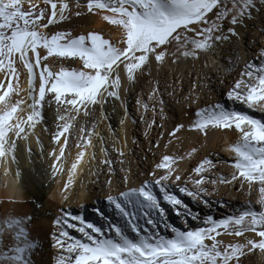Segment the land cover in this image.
<instances>
[{"label":"snow or ice","instance_id":"1","mask_svg":"<svg viewBox=\"0 0 264 264\" xmlns=\"http://www.w3.org/2000/svg\"><path fill=\"white\" fill-rule=\"evenodd\" d=\"M75 7H86L87 12L102 15L104 21L120 31V39L113 41L98 32L77 36L71 31L50 33L52 26L73 15L71 0H0V167L4 175L11 171L10 164H18V141L29 139L44 119L45 105L56 104L61 122L53 135L57 147L50 153L56 175L63 168L72 130L81 115L87 117L97 107L102 110L110 99L121 100L122 72L128 81L135 82L138 74L151 75L152 61L163 65L169 59L176 63L181 58L199 59L202 53L214 52L232 37L239 39L237 26H246L245 21L254 12L264 10V0H86L85 5L75 0ZM74 14L80 16L82 12ZM226 23L230 25L227 28ZM50 58H56L61 66L54 69L48 63ZM66 60L79 62L80 67H64ZM257 60L259 63L245 65L228 97L264 112V50ZM21 68L28 77L26 99L19 98ZM159 91L157 82L149 100L157 97L163 105V99L157 95ZM143 108L147 112L149 104L145 103ZM151 110L156 111L154 104ZM197 117L191 128L205 135L209 127L238 132L239 138L228 149L234 155L235 172L231 180L221 177L220 182L231 183L239 178L248 183L249 189L258 184L260 210L249 207L238 215L219 220L208 216L202 221L204 226L196 228H187L185 219L186 230L168 224L163 202L183 217L194 221L200 217L166 183L173 178L181 180L173 165L183 157L165 155L156 165L157 169L165 170L159 178L145 180L138 188L107 197L128 218L135 238L124 228L111 224L109 228L114 233L108 235L102 227L86 222L82 216L65 212L55 221L59 233L54 235V246L61 250L56 264H233V261L239 264L245 249L264 252V120L222 104L199 110ZM183 127L178 125L169 135L175 137ZM77 131L80 135L75 137L74 147L79 151L71 163L65 191L88 148L93 147V136L104 140L95 125L90 129L78 127ZM101 151L107 154V148ZM117 151L124 155L122 150ZM92 158L95 159V152ZM102 163L112 171L111 160L105 159ZM213 167L210 159L200 162L194 169L198 177L194 180L197 191L187 187H180L179 191L194 198L207 193L208 189L200 186L206 179L203 173ZM150 175L155 177L156 173ZM123 180L127 183L128 176ZM138 213L143 214L152 230L141 228L136 222ZM30 220L31 217L12 215L0 218V264H33L32 256L39 243L30 235ZM70 221H79L80 226ZM161 221L170 229L171 236L159 233ZM68 229H76L81 237L71 236ZM246 233L255 235L249 238ZM224 235L244 237V242L225 243L221 239Z\"/></svg>","mask_w":264,"mask_h":264},{"label":"bare ground","instance_id":"2","mask_svg":"<svg viewBox=\"0 0 264 264\" xmlns=\"http://www.w3.org/2000/svg\"><path fill=\"white\" fill-rule=\"evenodd\" d=\"M80 3L81 5H85L86 0H80ZM71 4L73 12L71 18L52 26L48 30L50 33H55L56 31H71L73 36H77L80 34H87L88 32H98L105 38L113 41L120 39V31L115 26L104 21L102 15L89 13L87 12L86 7L77 9L75 7V0H71ZM41 6L43 7V5ZM76 11L82 12V15L76 16L74 14ZM245 25L246 26L243 27L237 26V31L240 33L239 39L232 37L231 41L221 43L214 52L200 55L199 59L181 58L176 63H173L172 60L169 59L163 65H157L155 61H152L151 68L149 69L151 75L149 77H152L155 82V86L153 85L154 88L157 87L158 82L160 91L157 95L163 99V105L159 103L157 97H153L152 100H149V95L154 88L149 87V84L151 85L152 83H148V80L146 79L148 75L146 72L143 75L138 74L135 82L128 81L125 74L122 72V87L120 90L121 100L110 99L108 103L103 106L102 110L97 107V117L99 116L101 122H103L101 124V131H103V137L107 142L106 148L110 158H108V154L106 155L105 153H103L104 155L102 156L101 148L105 147H103L101 140L97 139L96 136H93V147L88 148L76 173L72 175L73 182L68 186L66 191L65 184L69 179L70 166L71 163L75 161L76 155L79 151V149L74 147L76 143L75 137L80 135L77 128L86 127L90 129L95 124V119H97V110L92 112L88 117L81 115L78 119L77 127L72 130L73 138L69 140V148L66 149L63 168L54 175L52 167L53 158L50 156V153L57 147L53 142V135L57 131L58 124L61 122L58 120L59 113L56 104L53 103L50 106L45 105L43 109L44 119L37 125L29 139L27 141H18L16 152L18 164H10L11 171L8 175H4V169L0 167V218L9 215L31 217V220L28 221L30 235L39 243L38 249L35 250L32 256L33 264H56L57 257L61 252L58 246H54V232L58 229L55 221L59 215L63 216L65 212H70L73 215V211H75L77 215L83 217L84 210H81L79 214V208L86 204L88 206L93 205L95 208L91 209L94 215L92 214L88 216H94V218H96V215H100V218H104V216L101 215L102 212L100 211V207L103 204L102 200L107 194L105 192V187L108 186L105 185V182L108 178L107 172H110L108 171L109 165H105V169L101 167V165L104 164L102 161L105 159L111 160L112 169L113 165H115L113 159L119 155L117 149H120L123 152L128 151L132 155L133 146L137 143L140 132H145V125L142 122L141 125L137 124L129 113L131 111L130 105L135 99L138 97L141 98L140 101H143L144 98L147 99L144 104H149V109L147 112L144 110V112L146 119L149 117V120L151 121L159 119L160 109H163L161 112L162 120H159V122L163 124V130L160 131L158 120L155 121L154 124V133H157V135H155H159L160 138L161 136H164L166 128H175L181 121H186L188 119L189 115H187V118L184 115L189 113L187 107L193 104L187 103L185 100L192 95H189V93L193 88L196 89H193L194 92H197V90L199 92V101L201 102L202 107H207V105L211 103L214 105L223 104L227 101V98H229L228 92L233 89L235 83L241 78V72L244 70L246 63L253 62L254 60L259 63L257 57L260 55L261 51L264 50V10L254 12L253 17L245 21ZM43 52L44 50H41L42 55ZM48 63L54 69H58L61 66L56 58H50ZM63 66L79 68L80 64L79 62L66 60L63 62ZM20 72L21 76L19 84L22 91L19 98L26 99L28 77L26 70L23 68L20 69ZM170 73H173V77L177 75L178 77L180 75L185 77L184 81L186 80V82L183 84L184 92L180 94V96H174L175 94L172 93V96L169 95L170 93L168 95L166 94V92H168L166 91L167 85H165L166 83L164 84L166 86L164 89L161 78ZM171 75L172 74L169 76ZM193 78H195L196 83H198L199 80L202 84H200L201 86L197 84L199 86L198 89L195 88L196 86L192 87L190 80H193ZM137 93L139 94L138 96ZM13 98L15 99L17 97L13 96ZM177 100L179 101L178 103ZM121 101L123 103H121ZM114 102H116L115 107L112 106ZM153 104L156 108L155 112L151 110ZM126 111L127 115H125ZM255 111L260 115L264 114V112H261L258 108H255ZM122 121L123 123H121ZM186 129H188V127ZM211 129L212 131L208 132L209 134L207 133L208 136L204 135L206 139L202 137L198 138L200 133L203 134L198 130H191L192 132H190V136L186 132H182V138L184 140L183 143H181V149L184 157L182 159V165L180 164V166H177V171L181 169L184 174L190 165L191 167L188 170L194 176L193 173L195 172H193V166L198 162L197 160L208 155V153H214L216 151L217 155H214L213 157L216 161L214 165L223 171L226 176L224 178L231 180V177L235 172V169L232 167L234 163V155L228 149L231 144L237 141L239 134L233 130ZM149 131H151V127L149 128ZM97 132L100 133V128H98ZM37 137L39 138V143L37 142ZM157 140L155 139L156 142ZM28 148H31V152L28 151ZM193 149H196V151L193 152ZM93 152H95V159L92 158ZM154 156L155 155H150L148 163L151 164L152 160L154 161ZM117 159L119 158L117 157ZM147 164L144 165L143 169H146V166H149ZM17 172H19L18 176L16 175ZM192 175V179L187 178V175L182 176L181 180L183 181L180 183V187H187L189 190H193L194 188L191 187V181L193 180L194 182L195 179L193 178L195 177L197 179L198 177H193ZM207 175L208 174L205 175L206 179L204 184L200 187L207 188L208 191L207 193H200L199 196L196 197L198 199L196 203H193L191 196L179 191L184 200L188 201L190 199V202L188 201V203L194 205L196 209H198L197 211L203 213L205 216L203 218L212 216L215 219L216 217L222 219V216L225 218L229 216V214L238 215L244 211L240 207H243L245 200L246 202H251L249 207L255 210H260L261 206L258 203L260 199L258 184H253L251 189H249L248 183L242 179L238 178L231 183H221L217 178H210L209 180ZM211 175H213V173ZM111 177H114L115 180L113 185L118 186L117 183L119 181L121 182L123 174L115 171V174H113V176L111 175ZM111 177L109 176L110 179ZM109 178L108 181H111L112 179L109 180ZM213 180L216 181L215 184L212 183ZM139 185H141V183ZM234 186L240 189V194H238V199L240 200L238 202L233 200L237 197L232 195V189ZM136 187L138 188L139 186ZM193 187H195L194 184ZM112 190L114 191V189ZM122 190H124V188L121 190L118 189V191ZM114 192H112L113 195ZM108 193L110 194L111 190L110 192L108 191ZM109 194L107 195L109 196ZM65 197H67V199H65ZM205 201H207V203H205ZM230 201L234 202L232 203ZM226 202L228 203V207L225 206ZM238 205H240L239 209ZM220 209L224 210V212H221ZM229 210L232 211L229 213ZM176 215L179 216L177 212ZM84 220L90 223L89 220H86L85 218ZM184 220L185 218H183V221ZM69 234L78 238L71 233ZM249 234L252 237L255 235L253 233ZM233 264H236V262L233 261ZM239 264H264V252H261L259 249L248 252L247 249H245V254L239 257Z\"/></svg>","mask_w":264,"mask_h":264},{"label":"rangeland","instance_id":"3","mask_svg":"<svg viewBox=\"0 0 264 264\" xmlns=\"http://www.w3.org/2000/svg\"><path fill=\"white\" fill-rule=\"evenodd\" d=\"M230 25H228L227 23H226V25H225V28H227V27H229ZM233 38H235V39H237L236 37H233ZM219 47V46H218ZM217 47V48H218ZM216 48V49H217ZM201 55H203V53L201 54ZM238 57V56H237ZM171 60V59H170ZM253 63H257V61L256 60H254L253 61ZM246 64H248V63H246ZM146 74H147V72H146ZM170 74H172L171 76L173 77V73H170ZM170 74H168V75H164L163 76V78H161V80H162V82H163V85L165 84V85H167V87L164 85V89H165V87H166V91H168V92H166V94L168 95L169 93V95H171V93L172 94H175L174 96H176V95H179L180 96V94H182L183 92H184V85L183 84H185L184 82H186V80L184 81V78L185 77H183V76H179L178 77V75L177 76H174L173 78L171 77V76H169ZM148 75V74H147ZM150 75H148V77H146V79L148 80V83H152L151 85L149 84V87L150 88H154V86H155V82L153 81V79H152V77H149ZM151 79V82H150V79ZM171 78H172V80H171ZM146 80V81H147ZM165 80V81H164ZM194 80V81H193ZM193 80L191 79L190 80V82L192 83V87H195V88H199V86H201L202 84H201V82L198 80V83H196L195 82V78H193ZM200 82V83H199ZM179 83V84H178ZM199 86H198V85ZM201 84V85H200ZM154 85V86H153ZM201 88V87H200ZM169 89V90H168ZM183 89V90H182ZM194 89V88H193ZM191 90V92L189 93V95L190 94H192V95H190L185 101L187 102V103H192L193 105H191V106H189V107H187V111L189 112V113H186L184 116H186V118H187V115H189L188 116V119L186 120V121H181L180 122V124L179 125H184V127H183V129H181L180 131L181 132H178L177 134H176V136H178V137H173L172 138V136H170L169 134L177 127V125H176V127L174 128H166V131H165V133H164V136L162 137L161 136V138L159 137V135L158 136H156L157 135V133H154L155 132V129H154V124H152L151 122V120H149V117H147V119H146V117H145V112H144V108H143V105H144V102L147 100V99H145L144 98V100L143 101H140L141 100V98H137V99H135L134 100V102H132V104L130 105V108H131V111L129 112L130 114H131V116H132V118L134 119V121L135 122H137V124H139V125H141V122L145 125V128H144V130H145V132L143 131V132H140V134H139V137H138V141H137V143H135L134 144V146H133V151H132V155H134V156H132L128 151H124L123 153H124V155L123 156H121V155H118L117 157L119 158V159H117V157H115L114 159H113V162H114V164L115 165H113V167H112V171H109V169H108V171L110 172V173H108L107 172V177L109 178V176L111 177V175L113 176V174H115V171L116 172H120V174H123V178L125 177V176H128V181H127V183H125L124 182V180H123V178L121 179V182L119 181L117 184H118V186H115V185H113L114 184V177L112 178L111 177V179L109 178V180H111L112 181V183L111 184H109V183H107L108 182V178L106 179V182H105V185L106 186H108V187H105L106 188V190H105V192L107 193V194H109L108 193V191L110 192V190H111V193L109 194V195H113V193L112 192H114V191H116V192H114V195L113 196H118L119 195V192H122V191H128L129 190V188L131 189V188H134V186H135V188H137L136 186H141L143 183H144V181L145 180H150V181H154L155 179H157V178H159V176L160 175H162V174H164V172H165V170L164 169H157L156 168V165L157 164H159V163H161L162 161H163V157L165 156V155H169V156H173V157H176V158H179V157H184V155H183V151H182V149H181V143H183V136H182V134L184 133V132H186L188 135L190 134V132H192L191 130H193L192 128H191V126L193 125V123L198 119V117H197V112L199 111V110H201V109H205V108H208V107H210V106H213L214 104H209V105H207V107H202L201 106V102L199 101V92H198V90H197V92L195 93L194 92V90H196V89H194V90ZM171 90V91H170ZM195 93V94H194ZM139 94L137 93V96H138ZM172 96V95H171ZM197 97V98H196ZM194 98V99H193ZM137 101H140V103L138 104L137 103ZM189 101H191V102H189ZM142 102V103H141ZM179 101L177 100V103H178ZM199 102V103H198ZM115 103L116 102H114L113 104H112V106H114L115 107ZM196 105V106H195ZM199 105V106H198ZM222 105H224L226 108H229V109H235V110H237V111H243V112H247L249 115H252V116H254L255 118H257V119H262V120H264V114H262V115H260V114H258L256 111H255V109H251V108H248V106L247 105H244V104H242V103H240V102H237V101H234V100H232V99H230V98H227V101L225 102V103H223ZM111 106V107H112ZM206 106V105H205ZM133 108V109H132ZM91 110V109H90ZM96 110H97V108H96ZM97 114H98V110L96 111V118L98 119H95V126H96V131L98 130V128H100V133H101V135L102 136H104V134H102V132L103 131H101V124L103 123V122H101V119H100V117L98 116L97 117ZM161 111H160V118L159 119H155V121H157L158 120V122H159V120H162V118H161ZM88 117V116H87ZM100 119V120H99ZM97 122V123H96ZM99 122V123H98ZM100 125V126H99ZM149 125H151V131H149ZM162 126H163V124H161L160 122H159V128H160V131L161 130H163V128H162ZM149 127V128H148ZM188 127V129H186ZM212 127H209L208 129H207V133L208 132H211L212 131V129H211ZM209 129H210V131H209ZM184 130V131H183ZM187 131H189V132H187ZM194 131V130H193ZM168 132V133H167ZM183 132V133H182ZM201 132V131H200ZM203 133V132H202ZM142 134V135H141ZM145 134V135H144ZM156 134V135H155ZM209 134V133H208ZM208 134H199V136H198V138H200V137H202V138H204V139H206L205 137H204V135L205 136H208ZM186 135V134H185ZM187 135V136H188ZM149 136V137H148ZM156 136V137H155ZM190 136V135H189ZM175 138H177V139H175ZM182 138V139H181ZM155 139L157 140V142L159 143V147H156L155 145H157V142L155 141ZM164 139V140H163ZM169 140H171V143H169ZM174 140V141H173ZM178 141V142H177ZM147 142V143H146ZM151 142V143H150ZM168 142V143H167ZM138 143H140V144H138ZM149 143H150V145H149ZM175 143V144H174ZM141 144H143V145H141ZM179 144V145H178ZM102 145H103V147H105L106 148V146H107V142H106V140L104 139L103 141H102ZM105 145V146H104ZM136 145V146H135ZM153 145V146H152ZM169 146V147H168ZM174 147H175V149H174ZM180 147V148H179ZM163 149H164V151H163ZM179 149H181V150H179ZM138 151V152H137ZM149 152V153H148ZM168 152V153H167ZM181 152V153H180ZM216 152V151H215ZM208 153V155H205V156H203V157H201L200 158V160H197L198 162H196L195 163V165L193 166V169H195L198 165H199V163L200 162H202L203 160H205V159H210V160H212L213 162H214V164H215V160H214V155H217V152L216 153ZM104 152H102V156L104 155L103 154ZM151 153V154H150ZM155 153V154H154ZM108 154V155H107ZM107 156H109V153L107 152ZM146 155V156H145ZM150 155H155L154 156V161L152 160V163H153V165H152V163L150 164V163H148L149 162V160H150ZM212 156V157H211ZM108 158H110V156L108 157ZM148 158V159H147ZM189 162V161H188ZM148 163V164H147ZM182 163H183V161H182V159H178L177 160V163L175 164V165H173V167L174 168H176V169H178V167L177 166H180V164L182 165ZM145 164H147V165H149V166H146L147 168V170L146 169H143L144 168V165ZM105 165L106 164H103V165H101V167L103 168V169H105ZM120 166V167H119ZM126 166V167H125ZM138 167V168H137ZM191 166L189 165V167L187 168V171H185L184 172V174H183V172L181 171V169H179L178 170V172H179V174L181 175V177L182 176H186L187 175V178H190V179H192L191 178V173L189 172V168H190ZM115 168V169H114ZM218 168V169H217ZM212 169V168H211ZM211 169H209V172L207 171V173L205 172V173H203V175L205 176L206 174H208L207 175V178L210 180V178H217L218 180H220V178L221 177H226L225 176V174L223 173V171L222 170H220L219 169V167H217L216 165H215V167L211 170ZM114 170V171H113ZM118 170V171H117ZM132 170V171H131ZM184 171V170H183ZM112 172V173H111ZM137 172V173H136ZM152 172H155L156 173V175H155V177H153L152 175H150ZM182 172V173H181ZM193 172H194V170H193ZM217 172V173H216ZM219 172V173H218ZM213 173V175H211ZM108 174H110V175H108ZM194 174V176H196V174L195 173H193ZM210 174V175H209ZM216 174V175H215ZM193 176V175H192ZM193 176V177H194ZM216 176V177H215ZM197 177V176H196ZM137 179V180H136ZM193 179H196L195 177L193 178ZM131 181H132V183H131ZM135 181V182H134ZM183 180H180V181H175L174 180V178L173 179H170L169 181H167L166 183H168L169 184V190L171 191V192H173L174 194H176L177 196H178V198H180L185 204H187L188 205V207L191 209V211H192V213L193 214H198V216L200 217V219L199 220H192L191 218H186V217H183L181 214H179V216H177L176 215V212L177 211H175V209L172 207V206H170V205H168L166 202H163L162 203V206L165 208V210H166V217H167V223L168 224H171V225H173V226H175V227H178V228H181L182 230H186V226H184L185 225V223H184V221H183V218H185V219H187V228H196V227H202V226H204L203 225V223H202V221H203V217H205L204 215H203V213L202 212H200V211H197L198 209H196V207L194 206V205H192V204H189L188 203V201L190 200H188V201H186V200H184V198H183V196L180 194V192H179V188H180V183L182 182ZM141 183V185H139V184ZM194 184V182H193V180L191 181V187L192 188H194L192 191H196L197 190V186L195 185V187H193V184ZM116 184V185H117ZM131 184V185H130ZM110 185V186H109ZM113 186H114V188H113ZM130 186V187H129ZM177 186V187H176ZM111 187V188H110ZM120 187H122V188H120ZM125 187H126V189H125ZM123 189L124 188V190H122V191H118V189ZM178 188V189H177ZM107 189H108V191H107ZM112 189H114V191L112 190ZM117 189V190H116ZM177 189V190H176ZM233 191H232V195H234V196H237V197H235L233 200L234 201H236V202H238L240 199H238L239 197H238V194H240V189L238 188V187H236V186H234L233 187V189H232ZM155 191L159 194V188L158 187H156L155 188ZM116 193V194H115ZM106 194V196H105V198L102 200V202H103V204L101 205V207H100V211L102 212V214H103V216H104V218H100L101 216L99 215H96L97 217L96 218H94V216L92 217V216H88V215H94V213L91 211V209H95L94 208V206L93 205H86V204H84V205H82V206H80V208H79V214H80V212H81V210H84V215H83V217L86 219V220H89L90 221V223H93L94 225H96V226H99V227H102L104 230H105V233L106 234H108V235H111V234H113L114 233V230H111L110 231V228H109V226H110V224L111 225H117V226H120V227H122V228H124L126 231H127V233H128V235L130 236V237H133V238H135V233L134 232H132V230H131V227H130V225L128 224V218H125V217H123L120 213H119V211L118 210H116L115 208H114V206L113 205H111L109 202H108V200H107V197H108V195ZM161 195V199H162V194H160ZM192 197V196H191ZM192 200H193V203H196L197 201H198V199L197 198H194V197H192L191 198ZM235 199H237V200H235ZM233 201V202H234ZM190 202V201H189ZM230 202H232V201H230ZM232 202V203H233ZM245 202V204H243V207L241 206L240 207V205H238V209H239V207L240 208H242L243 210H246L247 208H249V206L251 205V202L250 201H247L246 202V200L244 201ZM243 202V203H244ZM106 203V204H105ZM228 203L226 202L225 203V206L226 207H228V205H227ZM248 204V205H247ZM250 204V205H249ZM246 206V207H245ZM261 206V205H260ZM130 210L131 211H137L136 209H131L130 208ZM221 210V212L223 211L224 212V210H222V209H220ZM183 210H181V212H182ZM232 210H229V213L231 212ZM240 211V210H239ZM74 213H73V215H77L76 214V212L75 211H73ZM89 213V214H88ZM228 215V214H227ZM231 214H229V216H230ZM59 217H61V215H59ZM117 217V218H116ZM182 217V218H181ZM94 218V219H93ZM102 219V220H101ZM136 219V222L141 226V228H144V229H148V230H152V226L151 225H148L147 223H146V218L143 216V214L142 213H138V215H137V217L135 218ZM216 219L217 220H219V219H221V218H219V217H216ZM222 219H223V216H222ZM107 220V221H106ZM199 221V222H198ZM71 223H75V224H77V226L79 227L80 226V223L79 222H75V221H70ZM79 223V224H78ZM125 223V224H124ZM163 223V224H162ZM57 229V228H56ZM69 231V233H71V234H73V235H75V236H77L78 238H80L81 237V233H79L77 230H73V229H69L68 230ZM158 231H159V233L161 234V235H166V236H171L172 235V233H171V231H170V229H166L165 228V226H164V221H161L160 222V225H159V229H158ZM58 233H59V230L57 229V231L56 232H54V235H58ZM52 235V234H51ZM50 235V236H51ZM246 236H248L249 238H251L252 236H250V234L249 233H246L245 234ZM226 236V235H225ZM222 236L221 237V239H223L224 240V242L225 243H236V242H239V243H243L244 242V238L243 237H232V236Z\"/></svg>","mask_w":264,"mask_h":264}]
</instances>
